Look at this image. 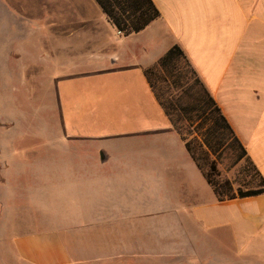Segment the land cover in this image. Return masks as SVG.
Wrapping results in <instances>:
<instances>
[{"label":"crops","instance_id":"crops-1","mask_svg":"<svg viewBox=\"0 0 264 264\" xmlns=\"http://www.w3.org/2000/svg\"><path fill=\"white\" fill-rule=\"evenodd\" d=\"M153 1L125 35L47 0L48 43H2L0 264H264V193L218 199L145 73L178 44L264 179V0Z\"/></svg>","mask_w":264,"mask_h":264},{"label":"trees","instance_id":"trees-1","mask_svg":"<svg viewBox=\"0 0 264 264\" xmlns=\"http://www.w3.org/2000/svg\"><path fill=\"white\" fill-rule=\"evenodd\" d=\"M110 22L125 35L139 32L160 16L153 0H96ZM189 66V76L182 63ZM145 73L160 104L176 130L186 141L192 157L198 162L220 201L237 196L264 193V179L248 156L246 148L235 134L220 106L211 95L184 50L173 45ZM175 90V91H174ZM188 134H193L188 139ZM216 155L210 161V155ZM234 158V163L248 161L260 178L259 187L236 192L230 180L219 188L211 174L217 171V161ZM205 163H209L208 169Z\"/></svg>","mask_w":264,"mask_h":264},{"label":"rangeland","instance_id":"rangeland-1","mask_svg":"<svg viewBox=\"0 0 264 264\" xmlns=\"http://www.w3.org/2000/svg\"><path fill=\"white\" fill-rule=\"evenodd\" d=\"M85 10L87 12L90 11L89 8H86ZM46 11L47 0H0V186H2V200L6 199L3 197L5 194V189L3 186L7 183V177L5 175L6 169L4 168L9 167V165L5 166V164L2 162V157H7L9 155L8 151L5 148H2V146L6 141H14L16 136L13 129H11L15 124L14 116L11 118L12 121L2 118V43L4 44L3 46H5V44H9V50L14 51L16 30H25L31 28H34L35 31L38 32L37 35L41 44L48 43L51 36L50 30L47 29L45 25L47 14ZM38 22L41 23H39L40 26L37 25ZM7 65H13V63L7 62ZM182 67L189 76V66L183 62ZM10 70L14 71V68H11ZM14 95L15 94L12 91L10 95H8L10 108L11 105L13 108H16L14 103ZM55 113V124L59 125L60 119L56 110ZM42 116L41 119H47L45 115ZM29 121L30 119L28 118V124L30 123ZM27 135L29 136L30 134ZM192 136L193 134H188V139H191ZM29 140L30 138L28 137V141ZM215 157L216 155L211 154L209 158L210 161ZM208 167L209 163H205V168L208 169ZM19 176L20 178L27 177L24 173H21ZM211 176L213 180L219 184V188L222 186L224 181L230 180L236 192H238L239 189L243 191L256 189L259 187L260 182V178L256 169L250 163H248V161L242 160L238 163H234V158L232 157L219 159V161H217V171L212 173ZM27 217L29 220H31L32 215L27 214ZM9 233L10 230L8 229H0V235H2V237L8 236ZM1 247L2 246H0V253L3 251H1Z\"/></svg>","mask_w":264,"mask_h":264}]
</instances>
